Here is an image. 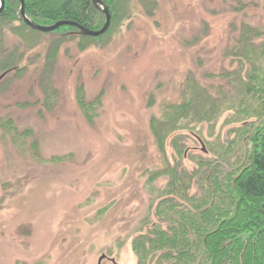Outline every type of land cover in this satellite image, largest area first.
Returning <instances> with one entry per match:
<instances>
[{
    "label": "rangeland",
    "instance_id": "1",
    "mask_svg": "<svg viewBox=\"0 0 264 264\" xmlns=\"http://www.w3.org/2000/svg\"><path fill=\"white\" fill-rule=\"evenodd\" d=\"M149 1L131 0L100 39L72 31L57 43L55 32L4 29L5 50L21 58L0 81V264H97L102 255L101 264H137L146 170L165 156L191 170L194 158H210L213 137L225 138L223 118L212 138L203 123L180 133L181 158L171 138L162 157L150 121L192 80L213 94L231 90L221 74L237 65L227 55L244 25H264L262 0Z\"/></svg>",
    "mask_w": 264,
    "mask_h": 264
},
{
    "label": "trees",
    "instance_id": "2",
    "mask_svg": "<svg viewBox=\"0 0 264 264\" xmlns=\"http://www.w3.org/2000/svg\"><path fill=\"white\" fill-rule=\"evenodd\" d=\"M100 1L110 14L105 37L128 17L131 0ZM136 1L152 8L149 0ZM19 8L18 0H4L0 13V72L5 76L16 70L21 56L16 49L5 50L4 29L38 34L22 22ZM24 12L39 26L68 21L98 31L104 24L91 0H24ZM242 30L227 55L237 70L221 74L230 91L213 94L192 80L179 102L165 106L161 117L150 121L162 157L171 138L170 146L181 158L185 135L180 133L187 129L199 132L196 126L205 123L212 138L222 118L230 129L225 138L213 137V147L207 149L210 158L192 159L191 170L180 163L169 165L166 156L163 167L146 170L148 208L131 242L137 264H264V25H244ZM72 31L66 26L55 31L57 43ZM259 37L263 40L255 45ZM78 100L91 120L81 89ZM159 180L163 186L154 185Z\"/></svg>",
    "mask_w": 264,
    "mask_h": 264
},
{
    "label": "water",
    "instance_id": "3",
    "mask_svg": "<svg viewBox=\"0 0 264 264\" xmlns=\"http://www.w3.org/2000/svg\"><path fill=\"white\" fill-rule=\"evenodd\" d=\"M18 1L20 4L19 16H20V19L22 20V22L29 29L36 31V32H39V33H42V34L53 33L55 31H57L59 28L66 26V27H71V28L75 29L74 34H76L77 36L89 37V38H99L107 32L109 25H110V14H109L107 8L103 5V3L100 0H91L94 9L97 10L98 12L102 13V15L104 16V24L101 27V29L98 31H91V30H88V29H86V28H84V27H82L76 23L68 22V21H59V22L54 23L53 25H50V26H39L26 17L25 12H24V0H18ZM3 8H4V0H0V13L2 12ZM4 77H5V73L1 74L0 75V81ZM199 144L201 146V152L205 153V148H204V146L200 140H199ZM105 258L106 257L104 255H102L98 259L97 264H101ZM110 261L113 264H115L113 260H110Z\"/></svg>",
    "mask_w": 264,
    "mask_h": 264
}]
</instances>
